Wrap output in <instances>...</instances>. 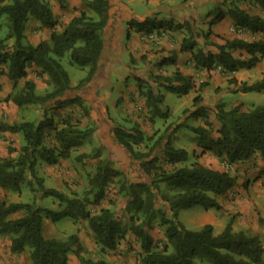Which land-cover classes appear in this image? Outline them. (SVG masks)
Listing matches in <instances>:
<instances>
[{
	"label": "trees",
	"instance_id": "1",
	"mask_svg": "<svg viewBox=\"0 0 264 264\" xmlns=\"http://www.w3.org/2000/svg\"><path fill=\"white\" fill-rule=\"evenodd\" d=\"M56 2L61 10L65 9V0ZM241 4L264 12V0H220L204 14V19L210 18L206 31L197 28L193 22L173 24L172 21L145 19L142 22L130 21L128 25L145 35L154 31L184 29L186 36L181 40L179 53L191 54L195 70H210L218 66L224 74H229L251 69L264 59V38L251 42L239 38L224 39L223 44L214 45L217 50L215 53L208 50L211 45L210 27L225 18H229L237 30L264 37V17L250 14L240 7ZM82 6L83 10H78V15L72 17L66 26L57 29L58 22L53 17L48 1L0 0V21L6 27L5 38L0 39V66L5 68L3 74L15 90L9 100L18 108L38 105L45 109L47 107V111H56L79 107L84 116L89 117V107L81 97L77 94L71 98L65 96L90 85L97 74L109 2L82 0ZM30 20L50 31L48 41L36 45L23 41L26 24ZM9 40L12 43L7 48L6 42ZM234 52L239 54L235 56ZM67 54L70 65L86 69L85 76L74 87L60 63ZM175 57L176 53L171 52L169 57L162 58L156 66L174 65ZM31 66L46 77L51 86V90L43 96L36 94L35 84L26 80V70ZM133 80L138 97L144 102L148 122L152 125L156 118L166 119L168 116L167 110L162 107L160 89L178 96L187 95L192 89L191 80L179 73L171 76L152 75L147 80L134 77ZM20 81L23 83L17 87ZM203 86L201 84L200 88ZM239 91L264 93V76L251 85H240ZM50 103L53 106L49 107ZM193 107L188 117L203 119L204 126L178 125L172 132L180 127L190 129L196 134L197 145L202 153L210 152L227 165L248 161L255 154L264 159V104L248 111H242L239 106L225 111L221 105H216L213 112L219 126L215 136H212L207 121L208 108L203 105L201 96L193 98ZM111 125L113 140L133 160L139 162L141 170L150 179L149 183L118 180L119 193L127 199L124 209L132 211L128 223L119 221L110 208L100 206L108 186L121 176V172L109 167L107 162L99 163L89 178V189L81 197H68L58 190L45 188L43 180L36 176L37 162L53 166L59 159H65L96 131L97 125L94 122L89 127L81 128L66 120L58 126L53 115L44 112L36 123H0V132L20 135L24 142L14 159L0 162V188L20 192V186L26 185L32 193H39L43 198L58 202L57 211L41 209L35 199L31 203L0 202V236L13 237L11 253H22L28 247L32 264H68L71 255L78 259L79 264H111L106 260L84 259L77 235H71L65 241L44 238L43 218L46 217L52 223L64 219L83 221L101 252L115 251L125 241L126 235L130 234L137 240L140 249L138 264H196V260L208 264H264L261 240L242 231L233 232L232 218L219 234H214L209 224L198 230H188L178 219L181 210L195 206L205 210H219L217 198L225 196L235 187V176L226 171L213 170L196 161L190 166H181L186 162L188 154L172 145L168 128L154 138V134H146L136 123L128 128L114 122ZM47 134L51 135V143L46 141ZM139 145H147L149 150L139 153L136 151ZM99 156V152L81 154L77 160H93ZM159 162L167 168H163ZM160 185L174 192L170 197L159 196L166 209L155 207ZM90 207L95 209L90 210ZM19 211L24 213L21 218L8 219ZM137 219L140 221L136 222ZM156 220L158 226L164 228L165 243L161 248L154 246L150 234Z\"/></svg>",
	"mask_w": 264,
	"mask_h": 264
},
{
	"label": "rangeland",
	"instance_id": "2",
	"mask_svg": "<svg viewBox=\"0 0 264 264\" xmlns=\"http://www.w3.org/2000/svg\"><path fill=\"white\" fill-rule=\"evenodd\" d=\"M48 1L49 0H44ZM125 3L127 0H120ZM152 3L147 4V0H141L134 2V5L130 8L133 10L136 9L138 12L147 13V12H178L183 11L185 8L180 9L178 6L183 5L184 0H151ZM197 1V0H196ZM214 1V3H212ZM220 0H198V11L202 16L205 12H208L214 4L219 2ZM155 2V3H153ZM208 4H204V3ZM50 3V2H49ZM211 3V4H210ZM241 8L245 9L250 14L261 13L264 17L263 11L258 8L250 7L247 4H241ZM174 10H173V9ZM75 10V9H74ZM77 11V9H76ZM185 12H189L188 9L184 10ZM174 15V13H171ZM171 15V16H172ZM185 15V14H184ZM170 19V18H166ZM173 21L174 18H171ZM171 20V21H172ZM170 21V20H169ZM172 21V22H173ZM200 29V28H199ZM50 31L47 29H42L37 25H34L32 21H28L25 28L24 34V42L35 45L41 41H48ZM6 36V27L3 21H0V39H4ZM126 36V34H125ZM201 43L203 41H200ZM12 41L9 40L6 42L7 48H10ZM124 63H129V57L125 55L123 58ZM61 66L63 70L67 73L71 86H75L77 82L82 79L86 74V69H80L75 65H70L68 54L65 55L61 61ZM5 68L0 67V77H3ZM26 80L31 81L35 84V92L36 94L43 96L47 92L51 90V86L47 83L46 77H43L39 74V71L35 69L33 66L29 67L27 70ZM121 74L126 75L124 69L120 70ZM118 73V75H121ZM212 77L213 83H215L216 89L215 93L210 92L208 95H204V100L206 105L210 108L208 111L207 121L210 123V130L212 136H215V131L217 129L218 122L214 116V108L216 107L214 100L212 97H215V94L222 92L226 86L224 84V78L220 73H214ZM211 82L203 81L201 84H204L202 88L206 89V87L211 85ZM23 81H20L17 87L22 85ZM9 86L11 85L8 81ZM112 88L110 91L103 93V91H98L93 97V102L91 107L89 103H86V106L89 107V117L84 116V112L79 107H67L65 109L59 110H48L44 107L38 105H30L26 108L21 109V111H14V116H21V122L30 121V122H38L43 113L47 112L49 115H53V119L58 126L62 124V122L69 120L72 124L84 128L89 127L92 122L97 125L96 131L92 134V136L85 141H83L82 145L74 149L72 152L68 154L65 159H59L58 163L53 166H48L44 162H37L35 167L36 176L43 180V186L45 188L55 189L68 197H81L83 193L88 190L89 178L95 172V169L98 167L101 161L107 162L108 166L113 168L114 170L120 171L121 176L120 179H116L113 181L107 188L106 197L101 201V207H108L113 212L115 217L123 222L128 223L129 217L132 215V211H127L125 208L127 199L126 197L119 193V189L117 187L118 180H125L128 183H149L150 179L147 177L144 172L141 170L139 166V162L133 160L126 151L122 147H120L112 138V125L111 123H115L118 125H122L128 128L131 124H138L139 127L148 135H153L154 138H157L162 132L168 128L169 132L171 131L172 137V145L177 149H183L187 152V160L185 163L181 164V166H190L193 162L199 163L198 158L194 157L193 150L197 145V136L190 129L185 127H180L177 130H172L178 125H186V126H204V121L199 119H193L188 117L190 112L194 110L193 107V91H190L186 96H178L169 92H166L163 89H160V93L164 95L163 100V108L167 110L168 116L166 119L156 118L154 124H150L148 122L147 112L145 111L144 102L142 99L138 97V93L134 95L132 89L129 88L131 85H135L133 79L130 81H120L118 77L115 75L113 80L111 81ZM200 84V85H201ZM227 85H229L227 83ZM88 85L86 88V93H91ZM136 86V85H135ZM1 88V83H0ZM201 88V89H202ZM233 88V87H232ZM235 88V87H234ZM239 89V88H238ZM123 90H125L123 92ZM210 91V88H207V91ZM233 90V89H232ZM15 91V90H14ZM13 88L11 90V94L14 92ZM122 92V93H121ZM200 94L202 91H199ZM197 94V92H195ZM77 93L72 92L68 93L65 98H71L75 96ZM121 94V95H120ZM220 95V94H219ZM200 96V95H199ZM90 99V97H88ZM223 103L230 104L234 101L244 100L247 101L249 108L252 106L263 105L264 104V96L262 94L257 93H246L244 97H241L240 94H225L221 96ZM218 100V99H217ZM216 100V101H217ZM85 101V100H84ZM115 104V106H114ZM209 104V105H208ZM211 104V105H210ZM213 104V107H212ZM53 106V103L48 105ZM167 108V109H166ZM213 108V109H212ZM247 108V107H246ZM100 118H102L100 120ZM112 121V122H111ZM2 122V120L0 121ZM20 136V135H18ZM19 141V140H18ZM46 141L51 143V135L47 134ZM12 143H15L14 141ZM15 150V149H14ZM149 150L148 146L139 145L136 148L137 152H147ZM8 151H12V147L8 148ZM96 152L100 153L99 158L93 160H83L78 161L77 157L81 154H95ZM196 152V151H195ZM138 153V154H139ZM17 154V153H16ZM15 154V156H16ZM214 156V155H212ZM158 157H161L158 155ZM215 157V156H214ZM217 159V158H216ZM220 163L221 160L217 159ZM213 165L211 163V159L206 157L203 161V166L205 165ZM163 168H167L162 162H159ZM202 165V164H200ZM207 166V167H208ZM228 172L232 171L231 168H226L225 164L223 166ZM30 178V176H28ZM250 183L256 184L255 180L244 178L238 190L247 189V185ZM257 189H261L259 185H255ZM27 192V195L30 197V200L35 199L37 205L44 210H58V202L51 198H43L39 193H32L29 191L26 185H23ZM255 193V192H254ZM14 194H10L9 197H13ZM33 195V196H32ZM160 195H164L170 197L174 195V192L169 191L163 185L159 187V193H156V201L155 207L159 209H166L163 206V202L160 200ZM252 195V194H251ZM234 196V195H233ZM231 196V199L234 198ZM27 197H25L26 199ZM234 198L230 202L233 203L235 201ZM247 199V200H246ZM239 202V199H237ZM242 200V199H241ZM250 197L248 195L247 198L242 200V203H238V210L233 213H228L229 216L232 217V222L235 219H242V217L248 219L252 218L255 221L250 224L252 227H249V233L253 234L257 232L261 235L259 238L262 242L264 248V219L260 217V214L257 213L255 208H252L250 205ZM24 202V201H23ZM90 210L95 209L93 207L89 208ZM44 216V214H43ZM250 216V217H249ZM179 221L184 225V227L188 230H198L202 226L206 224L208 220L214 221V218L207 217V211L200 207H192L189 209L181 210L178 214ZM216 219V218H215ZM43 222H45V226L42 229V234L46 239H55L60 241H65L71 235H77L81 244V256L84 259H90L92 261L98 260H107L109 257V261H113L115 264L121 258H125L124 263L129 264H138V259L140 256V249L137 244V240L131 236L130 234L126 235L125 241L119 244L117 249L112 252H101L99 248L94 244L91 234L86 227V223L83 221H72L69 219L61 220L57 223H52L49 218L44 217ZM140 219H137L136 222H139ZM255 225V226H254ZM254 226V227H253ZM164 228L158 226L157 220L154 223L152 230H150V234L153 238V243L156 248H161L164 243L163 236ZM120 246L122 249H120ZM113 254V255H112ZM107 255V257H106ZM264 257V255H263ZM120 258V259H119ZM110 263V262H109ZM196 264H208L206 262H200L198 260L195 261ZM29 264H31L29 262ZM70 264H79L78 259L74 256H70Z\"/></svg>",
	"mask_w": 264,
	"mask_h": 264
},
{
	"label": "crops",
	"instance_id": "3",
	"mask_svg": "<svg viewBox=\"0 0 264 264\" xmlns=\"http://www.w3.org/2000/svg\"><path fill=\"white\" fill-rule=\"evenodd\" d=\"M107 1L109 2L108 21L102 33L103 49L100 60L98 62L97 74L95 75L92 83L89 86L91 87V93L88 96V94L86 93V88H83L81 91L77 92V95L85 100L86 103H89L91 107H93V97L98 91H103V93H106V91H110V88H112L111 81L113 80L115 75L120 81H130V79H134V77H138L142 80H147L152 75L171 76L173 73H179L180 75L191 80V91H193V95H195V97L199 95L202 97L203 105L208 108V111L210 108L205 103L204 95H208L210 94V92L212 93V91L213 93H215L216 86L215 83L211 82L213 81L212 77L210 78V76H212L214 73H220L223 76L224 81H226L224 82L226 88L222 92L215 94L214 98L212 97L214 103H216L215 106L221 105L225 111L230 110L235 106H239L242 111H248L249 109L254 107L252 106L251 108H249L247 101L244 100L234 101L233 103L227 105L223 103L221 96L225 94H240L241 97H244L246 93L239 91V86L242 84L251 85L264 76V59H262L251 69H242L229 74H224L221 68L218 66H215L210 70H195L194 63L191 59V54L179 53L181 40L186 36V31L184 29H179L176 31H154L149 35H145L143 33L137 32L134 28H131L128 25L130 21L142 22L145 19H153L156 22H169V20H172L171 18H174L175 21L172 20L173 24L193 22L192 24H194L197 28L206 31L208 29V22L210 21V18L204 19V14L206 12L202 16L200 15V12H194L199 10L198 0H184L183 5H180L178 7L180 9H188L189 12H185L184 9L183 11L178 12V14H175L176 12H167V9L166 12L157 11L141 13L136 9L133 10L129 7H132L134 5V2H140L141 0H127L125 1V3L121 2L120 0ZM49 2L51 5L53 17L58 22L57 29H61L66 26L72 17L78 15V10H83L82 0H65L64 10H61L59 8L56 0H49ZM150 3H152V1L147 0V4ZM212 3H214V1H212ZM204 4L208 3L206 2ZM171 13H174V15H172ZM254 14L261 15V13ZM32 22L34 23V25H37L39 27L36 22ZM210 30L212 32L209 37V42H211V45L208 46V50L212 53H215L217 51L214 45L223 44L224 39L230 40L233 38H239L244 41L251 42L264 38L261 35L250 34L249 32L235 29L232 21L229 18H225L221 22L211 26ZM171 52L176 53L174 65H167L162 67L156 66V64L162 58L169 57L171 55ZM238 54L239 52L233 53V55L235 56H237ZM125 55L129 57L128 64L124 63L123 61ZM121 69H124L126 75L121 74ZM118 73H120L121 75L119 76ZM8 81L9 80L5 75L3 77H0V121L2 120V122L0 123H20L21 116H14L13 112H19L21 111V109L24 110V108L28 106L18 108L13 103H11V101L9 100V96L11 95L12 85L9 86ZM203 81L211 82V85L206 87V89H201L200 84ZM227 83L229 85H227ZM129 88L132 89L131 91H133L134 95L137 93V88L135 85H131V87ZM207 88H210L211 90L207 91ZM200 90L202 91L201 94L199 92ZM124 91L125 90H123V92ZM195 92H197V94ZM257 94H262L264 96V93ZM161 95L163 96L164 100V95ZM88 97H90V99H88ZM101 119L102 118H100V120ZM199 120L204 121L203 119ZM13 141L15 143H12ZM23 144L24 142L21 136H18L17 134H10L7 132H0V162L5 159H14ZM9 147H12L11 152L8 151ZM193 155L194 157H199V163L202 165L204 159L206 157H209L213 165H206V167L208 166V168L216 171L228 172L223 167L225 162L222 159H220V163L217 160V157L212 156V153H202L201 148L198 147V145H196V147L194 148ZM230 168L232 169V171L228 173L236 177L235 187L225 196L217 198V202L220 205L219 210H206L207 217L209 219L214 218V221L208 220L206 222V224H209L213 227L214 234H219L223 231L229 219L232 218L228 213H233L234 211L238 210V207L240 205L237 206V204L239 202L242 203V200L247 198L248 195L250 197L249 201L251 207L255 208L257 213L260 214V217H263L264 219V159L261 158L258 154H255L248 161L234 163L230 165ZM244 178H246V180L249 178L253 181L255 180L256 184L259 185L261 189L258 190L255 186L256 184L250 183L249 185H247V189L238 190ZM10 194H14L13 197H9ZM231 196L239 199V202L237 199H235V201L231 203L230 201L234 199H231ZM25 197L27 198L25 199ZM32 201L33 200H30V197L27 195V192L23 185L20 186V192H13L10 189L0 188V202H5L6 204H8L31 203ZM23 215V211H19L10 215L8 219L15 220L21 218ZM250 221H252L253 223L255 220L252 218L248 219V217L246 218V216L242 217V219H235L232 222L233 232L242 231L249 236H257L258 238H261V235L257 232L253 234L249 233V227H252L251 225H249ZM44 226L45 222H43V227ZM12 238L13 237L11 235L0 236V264L31 263L30 250L28 247H26L25 250L19 254H13L10 252V244ZM120 249H122L121 246ZM108 258L109 257H107L108 262H110L111 264H115L113 261H109ZM119 261L121 262H117L116 264H129L127 262H123L125 261V258H121ZM68 264H70V256Z\"/></svg>",
	"mask_w": 264,
	"mask_h": 264
},
{
	"label": "built area",
	"instance_id": "4",
	"mask_svg": "<svg viewBox=\"0 0 264 264\" xmlns=\"http://www.w3.org/2000/svg\"><path fill=\"white\" fill-rule=\"evenodd\" d=\"M225 167H226V168H230V165L225 164Z\"/></svg>",
	"mask_w": 264,
	"mask_h": 264
}]
</instances>
